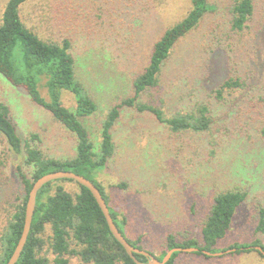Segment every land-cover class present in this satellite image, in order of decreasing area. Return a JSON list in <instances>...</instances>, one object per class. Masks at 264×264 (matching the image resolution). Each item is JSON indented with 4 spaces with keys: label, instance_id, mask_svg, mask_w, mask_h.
<instances>
[{
    "label": "rangeland",
    "instance_id": "1",
    "mask_svg": "<svg viewBox=\"0 0 264 264\" xmlns=\"http://www.w3.org/2000/svg\"><path fill=\"white\" fill-rule=\"evenodd\" d=\"M7 1L0 0V24ZM209 1L214 9L176 44L158 86L139 100L160 107L166 116L207 104L210 129L174 132L152 112L124 107L113 129L115 155L95 172L110 205L126 218L125 234L140 239L156 257L167 249L169 234L177 241L202 243L203 222L215 196L226 190L246 191L247 197L216 252L235 242L264 243V233L256 232L264 206V0H255L241 31L232 26L236 0ZM190 9L191 0H28L20 15L44 39L71 40L77 78L98 104L96 113L82 118L98 149L106 114L134 95L133 81L149 64L155 42ZM230 77L242 84L218 99L217 89ZM41 90L48 98L46 88ZM63 98L75 110L72 94L65 92ZM0 101L9 106L24 143L47 157L76 155V136L1 73ZM25 159V147L15 152L0 134V239L24 196L19 167L31 175ZM122 182L128 188L116 187ZM56 183L73 193L79 190L76 181ZM51 234L47 225L41 254L48 264L55 257ZM69 258L71 264H88L78 256ZM174 264H264V258L257 251L210 257L182 251Z\"/></svg>",
    "mask_w": 264,
    "mask_h": 264
},
{
    "label": "trees",
    "instance_id": "2",
    "mask_svg": "<svg viewBox=\"0 0 264 264\" xmlns=\"http://www.w3.org/2000/svg\"><path fill=\"white\" fill-rule=\"evenodd\" d=\"M27 1L8 0L5 5L0 24V73L12 84L23 87L36 104L48 110L76 136L77 152L72 158L57 159L45 156L40 148L32 146L28 141L24 143L11 119L9 106L0 101V134L15 152L21 153L25 147V164L31 167L30 176L19 167L24 196L1 236L0 264H7L19 242L26 203L34 182L47 173L59 170L73 171L93 181L105 198L117 227L133 246L144 249L139 244L140 239L133 241L125 234L126 218L120 219L117 210L110 205V197L104 185L96 178L95 172L105 168L109 159L115 155L113 129L124 107L134 106L140 111L152 112L158 121L167 123L174 132L210 129L212 114L207 104H200L193 111L166 116L160 107L142 102L139 98L147 90L158 86L163 65L173 48L199 26L214 6L209 0H191V9L187 15L163 32L153 46L149 64L133 81L134 95L113 105L106 114L102 121L100 145L95 149L82 118L96 113L98 104L77 78L71 40L68 37L61 41L44 39L28 27L20 15L21 6ZM254 10L255 0H236L233 7V28L243 30ZM241 84L237 78H227L217 89V98L222 99L226 89L239 87ZM42 87L46 88L48 98L42 94ZM65 92H70L74 97L75 110L65 104ZM31 138H37V135L33 134ZM63 180L74 181L66 178L51 181L38 192L31 231L16 264L49 263L47 257L41 254L45 244L42 234L47 225L52 230L50 244L55 253L53 264H71V256H78L88 264H137L112 234L92 192L78 183L79 190L73 193L63 184L56 183ZM116 187L126 189L128 183H118ZM246 197L247 192L242 190L218 193L203 222L202 243L196 238L177 241L173 234H169L167 249L158 258L162 259L169 249L175 247H197L198 250L194 253L210 257L205 251L216 252L217 244L226 237L236 212ZM256 232L264 233V206L259 208ZM255 246H261L264 250V243L257 239L247 243L235 242L223 251L232 248L235 250L231 253L257 251L264 258V254ZM181 252H174L166 264H174ZM135 256L140 261L148 260L144 254L135 253Z\"/></svg>",
    "mask_w": 264,
    "mask_h": 264
},
{
    "label": "water",
    "instance_id": "3",
    "mask_svg": "<svg viewBox=\"0 0 264 264\" xmlns=\"http://www.w3.org/2000/svg\"><path fill=\"white\" fill-rule=\"evenodd\" d=\"M63 178L72 179V180L76 181L77 183L87 187L92 192L93 196L97 200V203L99 204L100 208L102 209V211L106 217V220L108 222V225H109V228H110L112 234L123 245L126 252L130 255L131 258H133L135 260V262L137 264H166L170 260L172 254L174 252H177V251L195 252L198 250L197 247H190V248L175 247V248L169 249L167 251V253L165 254V256L162 259H159L155 255H153L151 252L133 246L126 239V237L123 235V233L120 231V229L117 227L116 223L114 222V219L111 215L109 206H108L105 198L103 197L100 189L97 187V185L93 181L88 179L87 177L80 175L78 173H75L73 171L59 170V171L47 173V174L41 176L39 179H37L34 182L32 188L29 192L28 200L26 203L23 231H22L21 237L19 239V242L17 243V246H16L12 256L8 260L7 264H16L18 262L20 256H21L23 250H24V247L27 243V240H28V237H29V234L31 231L33 216H34V212H35L36 204H37L38 192L40 191V189L45 184H47L51 181H55V180L63 179ZM255 247H256V249L260 250L264 254V250L262 249L261 246H255ZM234 250H235V248L228 249V250L221 251V252L205 251V253H207L208 255H221L225 252H231ZM135 253H140V254L146 255L148 257V260L146 262L140 261L135 256Z\"/></svg>",
    "mask_w": 264,
    "mask_h": 264
}]
</instances>
